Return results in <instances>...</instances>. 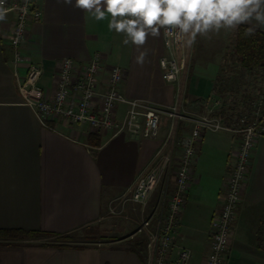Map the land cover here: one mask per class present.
I'll return each mask as SVG.
<instances>
[{
	"label": "crops",
	"instance_id": "0c3cea01",
	"mask_svg": "<svg viewBox=\"0 0 264 264\" xmlns=\"http://www.w3.org/2000/svg\"><path fill=\"white\" fill-rule=\"evenodd\" d=\"M38 4L41 19L27 25L21 52L41 66L40 87L51 88L61 59L82 64L99 53L106 67L117 65L125 71L119 92L127 99L145 100L160 107L177 106L182 112L196 108L199 114L206 99L217 96L214 81L226 49L233 46L235 30L197 34L193 42L195 64L186 81V100L180 106V84L161 77L159 59L166 54L163 28L138 49L131 43L125 45L122 34L110 31L108 20L97 21L74 7L75 0L72 4L38 0ZM12 21L11 13L0 21V229L40 231L54 237L72 234L105 220L109 203L119 198L152 162H163L175 120L162 115L158 135L152 139L127 133L96 135L85 125L41 126L33 111L22 104L17 91L14 73L22 79L25 66L13 67L5 41ZM257 28L264 32V28ZM145 51V62L140 65L136 58ZM124 111L125 106L119 104L117 116L121 118ZM190 128V123L182 122L176 142ZM88 134L98 137L100 144L95 147L89 143ZM238 142L239 137L229 132H207L196 145L193 181L179 216L176 237V245L191 254L188 264H202L210 252V220L223 202L230 154ZM178 156L179 147L175 145L168 165L170 184H165L158 195L153 192L142 212L127 203L121 216L124 223L105 232L129 230L125 235L88 242L79 248H57L49 245L55 242L45 238L14 240L0 244V264H147L123 242L142 218L151 217V225H155L162 193L174 189ZM226 264H264V139L252 151Z\"/></svg>",
	"mask_w": 264,
	"mask_h": 264
},
{
	"label": "built area",
	"instance_id": "2783aa9c",
	"mask_svg": "<svg viewBox=\"0 0 264 264\" xmlns=\"http://www.w3.org/2000/svg\"><path fill=\"white\" fill-rule=\"evenodd\" d=\"M4 7L9 9L7 13L13 15L10 31L5 37L13 67L25 66L22 79L16 71L14 73L17 91L22 104L33 111L41 126L52 128L57 123L85 125L90 133L96 135L127 133L132 137L152 139L158 135L162 115L191 124L189 133L176 142L179 156L174 172L175 186L171 193H162L155 225H151V217L142 218L131 235L141 234L146 239L147 264L189 263L191 254L176 245V237L179 216L193 181L196 145L202 134L207 132H229L239 137L230 154V169L223 184V202L210 220V252L202 262L226 264L237 208L248 181L252 151L264 139V68L255 67L245 72L247 80L236 105L228 104L218 95L208 97L200 113L193 116L180 114L177 106L160 107L149 101L123 97L119 86L125 71L117 65L106 67L99 53H94L88 62L82 64L70 58L61 59L51 88L45 89L38 84L41 66L21 52L27 25L30 21L41 19L38 0H5ZM163 44L166 54L159 59L161 77L166 82L179 83L189 60L188 39L178 40L163 30ZM119 104L125 106L121 118L117 116ZM159 154L160 151H157L155 156ZM163 168V162H152L119 198L109 203L108 213L122 216L127 203L142 212L160 180Z\"/></svg>",
	"mask_w": 264,
	"mask_h": 264
},
{
	"label": "clouds",
	"instance_id": "9594fccd",
	"mask_svg": "<svg viewBox=\"0 0 264 264\" xmlns=\"http://www.w3.org/2000/svg\"><path fill=\"white\" fill-rule=\"evenodd\" d=\"M0 0V21L9 9ZM72 4V0H65ZM74 7L89 13L97 21L108 20V29L122 34L123 43L145 45L149 36H158L163 28L178 40H195L221 29L234 31L241 24L264 28V0H75ZM110 14V15H109ZM147 53L140 52L136 61L143 65ZM163 63V62H162Z\"/></svg>",
	"mask_w": 264,
	"mask_h": 264
},
{
	"label": "rangeland",
	"instance_id": "374dc122",
	"mask_svg": "<svg viewBox=\"0 0 264 264\" xmlns=\"http://www.w3.org/2000/svg\"><path fill=\"white\" fill-rule=\"evenodd\" d=\"M193 42L194 41L189 42V60H188L187 68H186L183 78L179 80L180 87H179L178 93H179L180 106L182 104V99L184 95L187 78L191 76L193 72V66L195 64ZM219 66H220V69H219V74L217 76L219 84L218 86H216V88L218 89L217 95L226 99V102L228 104L236 105L238 103L239 96L241 95L243 86L245 85L247 78H246L245 72L240 69L236 61V57L233 54V46L231 47L230 45L226 49L225 55L223 57V62ZM189 68H190V71H189ZM177 110H179L180 114L186 115V116H193V115L198 114V112H196V108H191V110H193L191 112H182L180 111V108L178 107H177ZM181 121L187 123L186 120L181 119ZM174 143H175V134L171 133V135L169 136L167 140V144H166V149H165L166 155H163L164 156V159H163L164 168H163V172L160 177V180L154 190L155 195H158L161 192V190L164 189L165 184H170L171 175H170V170L168 168V165L171 161L172 154L175 149ZM119 223L120 225H122L121 223H124V219H121V216L119 215H110L107 210L105 220L89 228H85L80 231L74 232L72 234H68L70 236V239L69 241H67V243L71 245H84L88 243L85 237H90V236L95 237V241H89V242H99L102 240L116 239L117 237H121L125 235L129 230L128 231L124 230L121 233L113 232V233L106 234L105 232H108L110 227H111V230H115L116 227L119 226ZM101 237H104V238L101 239ZM140 237H143V236L141 234L134 235L132 237L127 236V238L123 242L124 243L123 246H125V243L128 244L129 241H132V239L134 240ZM39 238H44V237H39ZM32 239H36V238H32ZM45 239L48 242H55V243L62 242V241H59L55 237H48Z\"/></svg>",
	"mask_w": 264,
	"mask_h": 264
},
{
	"label": "trees",
	"instance_id": "16d2710c",
	"mask_svg": "<svg viewBox=\"0 0 264 264\" xmlns=\"http://www.w3.org/2000/svg\"><path fill=\"white\" fill-rule=\"evenodd\" d=\"M251 26L239 25L238 28L234 32V43H233V54L236 57V61L240 67V69L244 72H247L255 67L264 68V32L260 29L255 28L253 34H247V29ZM192 70V69H191ZM190 71V68H189ZM188 79V78H187ZM217 83V85H216ZM219 82L218 79L214 81L213 90L217 93ZM218 94V93H217ZM186 90L183 95V103L186 100ZM182 124L181 120L177 121L176 130H175V145L177 140V135L179 128ZM88 141L93 146H98L100 141L98 137L88 134ZM39 237H54V235L49 233H44L40 231H23L19 229H0V244H10L11 241L20 240V239H32V238H39ZM59 241L56 244H49L53 245L57 248H66V247H73L79 248L84 245H71L68 244L70 236L69 235H61L56 236ZM104 237H101L103 239ZM86 241H95V237H85ZM127 249L134 254H136L143 263L146 262L147 259V252H146V239L144 237L132 239L129 241Z\"/></svg>",
	"mask_w": 264,
	"mask_h": 264
},
{
	"label": "water",
	"instance_id": "95a60500",
	"mask_svg": "<svg viewBox=\"0 0 264 264\" xmlns=\"http://www.w3.org/2000/svg\"><path fill=\"white\" fill-rule=\"evenodd\" d=\"M176 124H177V121H175L173 124V133L175 132Z\"/></svg>",
	"mask_w": 264,
	"mask_h": 264
}]
</instances>
